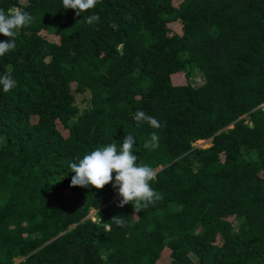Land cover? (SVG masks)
<instances>
[{"label": "trees", "instance_id": "1", "mask_svg": "<svg viewBox=\"0 0 264 264\" xmlns=\"http://www.w3.org/2000/svg\"><path fill=\"white\" fill-rule=\"evenodd\" d=\"M14 7L34 20L0 56L17 81L0 86V264H264V0H98L80 16L0 0ZM126 134L163 195L138 215L112 184L70 186V163Z\"/></svg>", "mask_w": 264, "mask_h": 264}, {"label": "clouds", "instance_id": "2", "mask_svg": "<svg viewBox=\"0 0 264 264\" xmlns=\"http://www.w3.org/2000/svg\"><path fill=\"white\" fill-rule=\"evenodd\" d=\"M98 0H62L63 9L74 10L77 16L89 12L97 5ZM32 15L20 8L0 9V34L8 40L0 42V56L16 48V37L20 30L33 23ZM100 17L96 14L84 16L83 22L92 25L99 22ZM113 28L117 26L111 25ZM0 86L4 92H10L17 86V81L8 72L0 74ZM133 119L137 125L147 122L152 128L159 129L160 122L144 111H137ZM135 137L126 134L118 149L117 144L111 143L97 147L85 154L77 162L70 163L71 187L87 188L92 186L102 190L106 185L112 184L118 190L121 198L118 207L123 208L132 204L138 215L149 205L163 199V195L151 187V182L157 178V171L153 167L137 163L138 157L133 155ZM145 149H155L159 146V137L154 132L150 139L144 143ZM113 173L115 178L113 180ZM96 220V218H94ZM127 218L117 216L111 222L121 226Z\"/></svg>", "mask_w": 264, "mask_h": 264}, {"label": "rangeland", "instance_id": "3", "mask_svg": "<svg viewBox=\"0 0 264 264\" xmlns=\"http://www.w3.org/2000/svg\"><path fill=\"white\" fill-rule=\"evenodd\" d=\"M180 25L178 23H173V27H174L175 30H181V26ZM197 145L203 146V147H207V146L211 145V142H210V140L199 141L197 143Z\"/></svg>", "mask_w": 264, "mask_h": 264}]
</instances>
